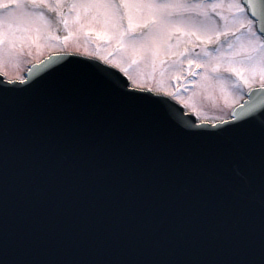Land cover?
Returning <instances> with one entry per match:
<instances>
[{"label": "water", "instance_id": "water-1", "mask_svg": "<svg viewBox=\"0 0 264 264\" xmlns=\"http://www.w3.org/2000/svg\"><path fill=\"white\" fill-rule=\"evenodd\" d=\"M86 61L57 57L33 69L29 80L40 77L33 87L51 100L53 123L9 131L0 149V229L23 237L33 264H233L240 232L258 258L259 167L226 162L225 183L209 196L169 166L194 140L169 108H124L106 90L98 103L101 76ZM261 107L264 92L236 119Z\"/></svg>", "mask_w": 264, "mask_h": 264}, {"label": "snow or ice", "instance_id": "snow-or-ice-1", "mask_svg": "<svg viewBox=\"0 0 264 264\" xmlns=\"http://www.w3.org/2000/svg\"><path fill=\"white\" fill-rule=\"evenodd\" d=\"M0 3H4L5 7H8L10 3L19 9V11L9 10L6 18L0 20V25L6 28V38L10 48L16 47V40H20L22 43L29 40L35 43L42 38H50L43 35L40 27H35L33 34V31L26 25H35L37 21L47 22V13H55L57 17L64 15L62 0H55V2L53 0H27V4L24 0H7V3L5 0H0ZM67 6L71 9L82 7L92 20L104 25L105 35L117 39L122 47L127 39V46L133 52L139 49L150 50L143 40L134 34L135 29H147V34H152L169 26H186L190 31L215 32L217 36L229 31L226 25L223 32L216 30L209 23L207 11L199 13L203 18L199 23L184 20V11L209 7L214 11L220 6L214 2L209 5H189L185 3L130 2V0H91L90 3L84 5L71 3ZM228 7L233 10L231 18L234 21L240 22L242 28L245 25L248 26L251 33L248 43L254 45L249 50L255 51L257 48L264 50V32L257 35L255 31H251L254 21L248 19L246 15L250 11L252 17L258 18L264 23V0H231ZM216 15L227 22V17L220 13H216ZM75 19L79 22V12L76 13ZM125 19L127 26L123 23ZM62 22L67 28L68 20L64 19ZM18 33L24 35H18ZM100 34L98 33V35ZM56 38L58 39V37ZM180 55L183 57V53ZM246 60L249 63V70L255 71L259 67V70L264 73V58L259 63L252 56H248ZM135 62V60L132 61V63ZM188 62L192 64L198 61L189 60ZM84 63L101 76L102 91L101 95L96 98L98 103L104 101L103 90H106L111 97L119 100L124 108L167 106L170 119L185 128L189 135L194 137L193 143L186 153L183 149H179L169 159V166L178 174L190 177L211 196L225 183L221 175L223 166L226 162L235 159L241 161L251 170L259 167L261 194L264 195V107L258 111H252L243 119L233 118L230 123L222 122L221 126L197 127L191 118H186L184 113L171 105V102L164 96H153L152 92L155 91L153 89L142 90L143 85L135 77L128 75L127 68L123 69V77L113 78L114 73L110 68L100 66L96 61ZM204 63L207 64L208 61L204 60ZM229 63L232 62L229 61ZM47 71L50 72L51 69ZM213 71H215V67H213ZM229 71L236 74L237 80L233 83L237 85L239 81H243L244 84L249 83V80L243 75V69L229 68ZM40 75L43 76L44 73ZM39 79L40 77H36L34 80L26 81L21 77L19 82L0 80V149L6 148L8 133L13 127H36L53 123L51 100L39 95V90L33 87ZM33 91L38 93L37 97L26 95ZM22 245L23 237H13L6 229H0V264H33L25 257ZM233 247L238 255V259L233 264H264V235L261 236L258 258L251 248V241L243 232L237 234L233 241Z\"/></svg>", "mask_w": 264, "mask_h": 264}, {"label": "rangeland", "instance_id": "rangeland-1", "mask_svg": "<svg viewBox=\"0 0 264 264\" xmlns=\"http://www.w3.org/2000/svg\"><path fill=\"white\" fill-rule=\"evenodd\" d=\"M24 2L27 4V0ZM90 2L91 0H62L64 4L62 17H57L55 13H47V22L37 21L35 25H26L33 34L34 28L38 26L44 36L50 37L42 38L35 43L29 40L22 43L16 40V47L10 48L6 28L0 25V71L7 76L20 78L27 63L57 49L97 55L122 69L127 68L128 75L135 77L143 86L162 89L168 94L178 96L188 110L194 111L199 117L212 120L228 117L231 107L240 101L245 89L253 85L251 83L264 82L262 78L264 73L259 67L255 71L249 70V63L246 60L248 56H252L259 63L264 58V50L259 48L255 51L249 50L254 47L248 43L251 33L247 25L242 28L240 22L231 18L233 10L228 7L231 0H130L189 5H209L214 2L220 5L214 11L210 7L186 10L183 12L184 20L199 23L203 19L199 13L207 11L209 23L216 30L223 32L225 25L229 29L226 34L220 36L215 32L190 31L186 26H169L152 34H147V29H135L134 34L150 49L148 51L139 49L136 52L127 46V39L122 47L117 39L105 35L104 25L92 20L82 7L71 9L67 6L71 3L84 5ZM28 6L30 7V4ZM11 9L19 11L13 4L9 3L8 7H5L4 3H0V20L5 19ZM77 12L80 13L79 22L75 19ZM216 13L227 17V22ZM64 19L68 20L67 28L62 22ZM123 23L127 26L126 19ZM133 60L136 62L132 63ZM189 60L198 62L189 64ZM204 60L208 63L205 64ZM198 66L202 67V71L196 73L195 69ZM229 68L243 69V75L249 83L244 84L243 81H239L238 85L233 83L237 77Z\"/></svg>", "mask_w": 264, "mask_h": 264}]
</instances>
